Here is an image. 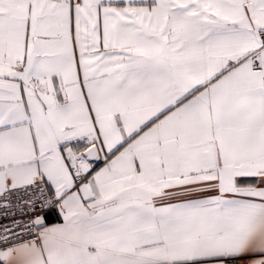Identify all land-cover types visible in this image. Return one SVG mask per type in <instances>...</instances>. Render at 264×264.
Masks as SVG:
<instances>
[{
    "label": "snow or ice",
    "instance_id": "1",
    "mask_svg": "<svg viewBox=\"0 0 264 264\" xmlns=\"http://www.w3.org/2000/svg\"><path fill=\"white\" fill-rule=\"evenodd\" d=\"M0 264H264V0H0Z\"/></svg>",
    "mask_w": 264,
    "mask_h": 264
}]
</instances>
